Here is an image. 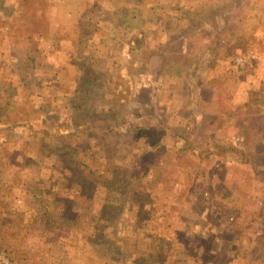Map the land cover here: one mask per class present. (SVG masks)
<instances>
[{
  "label": "rangeland",
  "instance_id": "rangeland-1",
  "mask_svg": "<svg viewBox=\"0 0 264 264\" xmlns=\"http://www.w3.org/2000/svg\"><path fill=\"white\" fill-rule=\"evenodd\" d=\"M0 264H264V0H0Z\"/></svg>",
  "mask_w": 264,
  "mask_h": 264
}]
</instances>
